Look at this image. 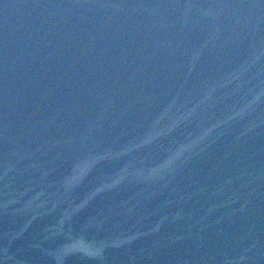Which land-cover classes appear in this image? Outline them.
Returning a JSON list of instances; mask_svg holds the SVG:
<instances>
[{"label":"water","instance_id":"1","mask_svg":"<svg viewBox=\"0 0 264 264\" xmlns=\"http://www.w3.org/2000/svg\"><path fill=\"white\" fill-rule=\"evenodd\" d=\"M40 1L21 5L36 30L55 3L98 8ZM98 19L72 49L53 22L7 26L0 264H264V0H127Z\"/></svg>","mask_w":264,"mask_h":264}]
</instances>
